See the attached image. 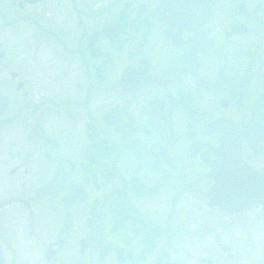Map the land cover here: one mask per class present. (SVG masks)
<instances>
[{
	"label": "flooded vegetation",
	"instance_id": "flooded-vegetation-1",
	"mask_svg": "<svg viewBox=\"0 0 264 264\" xmlns=\"http://www.w3.org/2000/svg\"><path fill=\"white\" fill-rule=\"evenodd\" d=\"M189 1L66 0L70 11L61 26H67L68 31L57 32V36L43 26L40 30L57 40L60 49L52 51L56 57L74 63L78 94L89 96L114 88L123 98L122 106H138L134 125L126 121L120 125V140L123 136L131 139L126 150L138 144L134 140L138 133L146 137L156 134L154 142H150L152 147L146 149L138 144L139 154L131 149L137 162L130 181L143 186L136 180L145 168L153 181L161 175L168 182L176 173L186 175L188 180L183 183L188 185L191 176L199 175L202 198H193L199 204L188 212L193 224L191 238L212 237L218 252H229L231 247L222 240L224 235L235 234V246L248 245L250 249L253 232L264 234V201L230 213L211 205L207 193L215 185L214 174L248 169L264 175V0ZM3 5L0 15L5 19ZM48 5V0H12L9 7L15 18L3 21L9 26L30 22L39 6H44L41 10L48 18V12L54 10V5ZM56 21L52 16L50 26H55ZM10 78L13 95L22 92L25 97L20 102L19 96L17 99L0 92L8 99L0 113V240L11 254L10 264H64V220L59 223L48 216L46 225L56 231L43 237L36 226L42 221L35 212L40 203L58 195L65 186L69 188L65 196L69 194L74 184L68 183V174H94L96 141L109 142V138L97 135L101 131L94 122V109L85 103L75 106L84 119L82 140L68 137V147L64 149L60 137L65 131L59 128L57 135L42 139L45 151L30 158L18 147L24 143V135L1 134L9 126L23 133L28 127L29 112L39 109L26 98L29 88L25 79L16 72H10ZM110 115L104 111L99 121L104 129L117 132L105 123ZM75 149L81 151L79 161L70 158ZM155 152H167L166 163L156 164ZM60 157L66 162L61 163ZM30 169L36 185L33 188L27 182ZM114 169L121 173V168ZM50 184L57 185L56 191L36 200V190ZM125 187L136 199L153 196L158 189L152 186L141 195L135 194L132 184L120 189L124 191L125 207L133 208L131 215H143L132 204ZM15 190L20 191L16 197ZM113 192L114 189L107 192L106 209L118 219L114 212L120 208L117 201L113 203ZM50 210L53 212L54 206ZM200 219L206 225L204 229L202 222L196 223ZM104 247L102 243L100 251ZM75 251L78 256L91 253L83 239L77 240Z\"/></svg>",
	"mask_w": 264,
	"mask_h": 264
},
{
	"label": "rangeland",
	"instance_id": "rangeland-1",
	"mask_svg": "<svg viewBox=\"0 0 264 264\" xmlns=\"http://www.w3.org/2000/svg\"><path fill=\"white\" fill-rule=\"evenodd\" d=\"M3 2L4 0H0V7H2ZM11 2L12 0H5L3 5L5 19L9 22L15 18V12L9 7ZM48 4V6L54 5V10L48 12V18L51 19L53 16L60 25L55 23V26H50L49 19L41 10L44 6H39L33 11L34 19L32 21L17 22L13 26L7 25L4 22L5 19L0 15V55L2 54L0 56V92H4L6 95L14 94L15 89L10 78V72H16L28 83L29 94L26 96L28 102L31 106L39 107L38 111L29 112L28 127L24 128L23 133H20L18 128L13 130L9 126L6 127L8 130L1 132V134L7 137H11L12 134L24 135L22 139L24 143H21L22 146L18 144V147L24 149L30 158H34L45 149L42 144L44 136L57 135L59 128H63L65 135L60 139L63 148L66 149L68 137L73 136L75 139L82 140L84 119L80 115V109H76L78 107L75 106H84L86 103L85 105L94 109V122L101 131L98 134L109 138L114 150H120L116 166L121 168V179L113 180L110 184H101V180L98 179L97 189L94 185L87 183L88 178L85 174L74 172L67 175L68 183L80 187L86 194L84 199L75 203L68 211H64L61 200L69 190L65 186L58 195L50 196L46 202L38 205V212H35V217L42 222H38L36 226L43 237L48 236L49 233L51 235V231H56L54 227L51 228L46 225L48 216L55 217L56 222L59 223L64 220V264H208V261H211L212 264H264L263 233L253 232L250 249L248 245L242 248H240L242 245L235 246L234 240L238 237L237 235H224L222 243L231 247L229 252H218L212 237H206L202 240L191 238L190 232L193 224L188 220V212L197 208V204H199L193 198H202L198 186L199 175H194V178L191 176L188 185L183 183L188 180L187 176L176 175V173L172 178H169L168 182H165L161 175H156V180L153 181L154 178L145 168L136 181L141 182L144 187L155 186L158 189L155 195L136 199L131 190L125 187L126 194L134 207L142 214L147 215L152 223L162 230V233L154 240V248L141 258L137 255L142 251L143 243L134 237L129 224L117 225L115 230V217L107 212L106 207L100 210L96 208L95 213H91L94 201H99L100 198L107 196L109 190L122 189L124 184L129 186L134 183L130 181L133 176L131 170L137 162L131 156L130 152L132 151L125 149L131 143V139L120 140L118 131L104 129L99 121L100 114L104 111L116 114L111 110L117 109L118 124L121 125L126 121L134 125L138 106H122L123 98L120 92L114 88L109 91L96 92L89 96L78 94L74 85V63L71 60L63 59L61 56L56 57L52 51L60 49L56 43L57 40L53 35L47 36L40 30L43 26L49 32H55L57 36H59L57 32H67V26L61 25L64 20L63 17L70 11L69 2L66 0H48ZM18 96L22 102L23 97H25L24 93H17V96L13 95L17 99ZM124 108L125 114L121 112ZM27 137L30 138L26 139ZM132 139L134 138L132 137ZM155 139L156 134L153 132L148 137L138 133L134 140H138L139 145L141 144L143 148L148 149L147 147H152L150 142H154ZM70 156L73 161L81 160L80 149H75ZM29 172L27 182L33 188L36 186L33 183L34 173L32 169ZM193 181L198 183L193 184ZM183 186L185 187L183 188ZM189 188L192 191L186 193ZM23 193L26 194L27 190ZM19 194L20 191L15 190V197ZM51 205L55 208L53 212L50 210ZM17 215L19 214L17 213ZM16 217L14 214L13 218ZM201 222L204 229L203 219L196 223L200 224ZM91 227L101 230V239L103 246H105L104 252L100 253L102 256L88 253V251L85 255L78 256L75 251L76 242L78 239L81 241L85 239ZM115 250H121L125 253L122 263L116 260ZM129 254L132 257L128 256ZM100 256L103 258L102 260L98 259ZM201 260H204V263H201Z\"/></svg>",
	"mask_w": 264,
	"mask_h": 264
},
{
	"label": "water",
	"instance_id": "water-1",
	"mask_svg": "<svg viewBox=\"0 0 264 264\" xmlns=\"http://www.w3.org/2000/svg\"><path fill=\"white\" fill-rule=\"evenodd\" d=\"M34 1L37 2L38 0ZM191 1L194 2L195 0ZM191 1L189 2L191 3ZM12 76L14 77V74ZM7 105V98L0 96V113ZM156 109L157 106L154 107V113ZM153 159L156 164H164L168 160L167 152H156L153 155ZM60 161L64 163L65 159L60 157ZM213 180L215 185L207 193V198L211 205L225 212H241L250 208L253 204L264 201V175L258 176L253 171L241 169V171L234 174H214ZM55 187L57 185L52 184L37 190L36 199L40 200L46 193L55 191ZM81 196L80 188L77 186L72 187L70 194L63 199V209L68 210ZM86 241L91 244L90 249L92 251L99 250L101 248L100 231L93 229ZM10 260L11 254L0 240V264H9Z\"/></svg>",
	"mask_w": 264,
	"mask_h": 264
},
{
	"label": "trees",
	"instance_id": "trees-1",
	"mask_svg": "<svg viewBox=\"0 0 264 264\" xmlns=\"http://www.w3.org/2000/svg\"><path fill=\"white\" fill-rule=\"evenodd\" d=\"M116 112V111H115ZM119 119V116H118ZM105 123L110 127L116 129L118 133H121L120 126H118L117 114H112L109 117H106ZM98 135V132H97ZM124 138V136H123ZM97 142V144H96ZM96 154H95V163L96 169L94 174H85L88 178L89 184L94 185V187H98V179L101 180V184L108 183L113 179H121V173L118 172L116 169V162L117 158L120 155V150H114L113 146L108 141L102 140L101 142L96 141ZM134 148V153L140 152L138 144L133 145L132 147H128V150ZM126 149V148H125ZM144 150V149H143ZM151 153V152H149ZM139 154V153H138ZM137 154V155H138ZM86 180V178H85ZM98 189V188H97ZM132 189L134 190L136 195H141L143 193V186L137 183L132 184ZM123 191V190H122ZM120 189H115L113 192V203L115 201L118 202V208L120 210L115 211L114 213L118 216L117 222L115 221L116 230L117 225L129 224L132 228V232L135 238L141 239L143 243L142 251L138 254V257L144 256L149 250L154 248L155 245L154 240L162 233V230L155 226L151 220L145 216L138 213H135V216L131 215V211L133 208H126L125 207V196ZM145 193V192H144ZM86 194L83 195L85 198ZM108 203V197H102L100 200L94 201L93 209L91 211L95 213V209H105L106 204ZM123 209V210H122ZM127 212V213H126Z\"/></svg>",
	"mask_w": 264,
	"mask_h": 264
}]
</instances>
